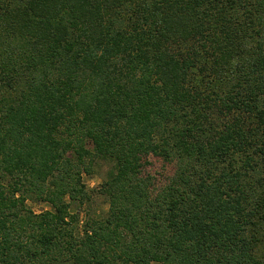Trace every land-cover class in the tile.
Listing matches in <instances>:
<instances>
[{
	"label": "trees",
	"instance_id": "16d2710c",
	"mask_svg": "<svg viewBox=\"0 0 264 264\" xmlns=\"http://www.w3.org/2000/svg\"><path fill=\"white\" fill-rule=\"evenodd\" d=\"M152 263L264 264V0H0V264Z\"/></svg>",
	"mask_w": 264,
	"mask_h": 264
},
{
	"label": "rangeland",
	"instance_id": "374dc122",
	"mask_svg": "<svg viewBox=\"0 0 264 264\" xmlns=\"http://www.w3.org/2000/svg\"><path fill=\"white\" fill-rule=\"evenodd\" d=\"M151 165L149 166V171L156 175L158 173H163V171L171 170L169 169L171 166L165 163L159 157L152 156ZM107 169L106 164H102V167H95V169L91 172L90 175H83V180L89 188H98L99 183L102 181L104 176V171ZM28 206L31 207L35 212H39L40 210L48 209L49 206L46 203H36L32 201L27 202ZM91 211L96 215H100L107 209L106 200L103 197L95 195L92 203H91ZM91 212V213H92ZM156 264V263H152Z\"/></svg>",
	"mask_w": 264,
	"mask_h": 264
}]
</instances>
